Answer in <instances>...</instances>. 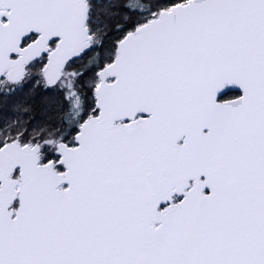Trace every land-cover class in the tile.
I'll return each instance as SVG.
<instances>
[{
  "label": "snow or ice",
  "instance_id": "1",
  "mask_svg": "<svg viewBox=\"0 0 264 264\" xmlns=\"http://www.w3.org/2000/svg\"><path fill=\"white\" fill-rule=\"evenodd\" d=\"M0 264H264V0H0Z\"/></svg>",
  "mask_w": 264,
  "mask_h": 264
}]
</instances>
